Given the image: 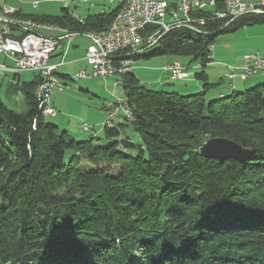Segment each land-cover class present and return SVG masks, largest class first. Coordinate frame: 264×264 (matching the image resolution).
<instances>
[{"label":"trees","instance_id":"trees-1","mask_svg":"<svg viewBox=\"0 0 264 264\" xmlns=\"http://www.w3.org/2000/svg\"><path fill=\"white\" fill-rule=\"evenodd\" d=\"M119 9L83 21L67 9L17 14L89 35ZM259 23L264 13L162 32L145 57H191L204 90L156 91L132 70L121 76L132 119L104 126L105 140L76 141L50 122L36 81L22 89L26 113L0 98V264H264V85L208 100L204 71L215 36ZM211 137L257 152L245 163L206 159Z\"/></svg>","mask_w":264,"mask_h":264},{"label":"built area","instance_id":"built-area-1","mask_svg":"<svg viewBox=\"0 0 264 264\" xmlns=\"http://www.w3.org/2000/svg\"><path fill=\"white\" fill-rule=\"evenodd\" d=\"M10 7L13 6H0V55H5L13 62L12 70L18 74L31 71L38 73L36 99L43 116L54 117L57 109L52 105V93L60 81L56 75L59 64L52 63L51 58L63 42L70 43L78 35L75 32L65 35L62 31H55L54 24L32 18H28L26 23H17L9 16ZM263 13L264 0H177L174 6L161 0H124L115 16L114 33L106 32L101 37L88 36L91 44L87 48L86 60L91 71L82 70L76 74L78 79L121 77L130 73L132 62L112 63V55L153 46L162 32L164 35L168 30L181 27L201 31L210 21L218 19L231 22L246 14ZM150 25L157 26L158 30L149 34L146 29ZM213 49L214 46L209 45L211 59L214 58ZM164 69L170 72L171 77L188 73L179 60L166 65ZM0 70L7 71L10 68L0 64ZM227 70L226 77L232 83L238 78L246 80L252 75L264 74V57L258 51L252 52L245 55L244 65H229ZM107 108L109 114L104 126H112L120 109L124 111L126 119H132V110L123 98L109 102ZM81 128L89 130L91 126L83 123Z\"/></svg>","mask_w":264,"mask_h":264},{"label":"rangeland","instance_id":"rangeland-1","mask_svg":"<svg viewBox=\"0 0 264 264\" xmlns=\"http://www.w3.org/2000/svg\"><path fill=\"white\" fill-rule=\"evenodd\" d=\"M36 2L37 5H35ZM4 4L8 6H14L10 7L9 14H15L14 12L17 11L15 10L16 8H23L24 11H27L26 13L39 16H61L63 14V9H67L69 13L76 17L80 12L83 11L82 8L85 7L92 9L91 12L93 15L99 14L102 11L101 8L103 7H105L106 12L110 11V2L106 0L97 3L96 8L90 7V2L88 3L84 0H0V5ZM76 42L80 46L78 50L81 51L86 49L88 44L90 43L89 39L85 37H78ZM213 45L215 47V61H223V63H226V65L236 66L239 64V61H235L231 58H220V55L223 54L224 50L225 52H227L226 48L232 50L230 51L232 58L237 57L239 55L238 52H240V50L243 48L247 49V51L245 50V55L258 51L264 57V23L246 26L234 33H220L215 36ZM150 52L151 49L149 48L146 50H142L139 53L140 57L132 60L133 74L139 80L140 85L146 86L156 91L176 92L175 86L178 83L180 84V82L171 80L170 84H164L165 79L171 78L170 72L166 71L164 67L167 64H171L175 59H178L183 63L191 62V57L165 54L154 55L150 58H146L145 55L149 54ZM78 55H82V52H79ZM0 64H5L7 68L13 66V62L10 59L6 58L5 55H0ZM191 64L196 65L197 62H191ZM222 67L223 66H221V64H217L216 66H214V68L216 69H220ZM75 68H79L78 72L84 70L85 68L88 70V72L91 71V67L88 66L84 61H82L81 64H79V62L77 64L73 63L72 67L70 68H60L59 73L63 75L69 73L72 74V77L67 81V83L62 84L64 87L62 91H58V87H56L55 89L53 88L55 94L54 97H57L59 99L63 107L59 108L60 112L57 118L47 117V119L55 124L58 123L57 119L61 117L63 122L60 124L61 130H74L77 134L79 133L78 135L73 134V132H71L70 134L73 138H75L76 141H84L79 138L81 135L80 132H82V134H87V136L91 134V138H94L97 132L98 137L102 140H105L104 124L109 114L107 108L108 104L106 106L107 116L106 118L101 120L103 121L102 124L97 126L95 129L91 128L87 130L91 131L90 133L84 131L81 128V125L83 123H87L93 126L94 122L92 120L102 119L99 117H103L104 114V111L102 109L104 101L107 103L109 101L114 102L118 98L126 99V90L124 88L123 78L116 76L114 78L98 77L75 79ZM186 68L188 71V67ZM207 69L209 73L210 66H208ZM201 71L202 68L200 72ZM210 72L213 73L215 71L210 70ZM21 74L24 78V80L22 81H20L19 77L15 76L14 73H9L8 70L7 72L4 70H0V98L10 109L18 113H26L28 107L25 99V94L22 90V86L23 83L27 81V79H32L37 74L32 71L22 72ZM252 76L251 79L255 78ZM14 81L17 82V85L13 83ZM117 81H120L119 85L115 84V82ZM167 82H169V80H167ZM57 85L60 86V84ZM237 91H245V89H238ZM6 93H8L9 96L6 97ZM57 114L58 111L56 115ZM117 118H115V120L112 122V126L117 124ZM73 126H75L76 129L73 128ZM106 127L111 126L106 125ZM126 135H128L134 143H140L139 135L130 127L127 128ZM81 167L84 170L93 169V167L87 162H84Z\"/></svg>","mask_w":264,"mask_h":264},{"label":"crops","instance_id":"crops-1","mask_svg":"<svg viewBox=\"0 0 264 264\" xmlns=\"http://www.w3.org/2000/svg\"><path fill=\"white\" fill-rule=\"evenodd\" d=\"M85 2H90V7L92 8H96V5L97 3L99 2H102L103 0H84ZM106 1H109L110 2V11L109 12H106L105 11V7L101 8V12L99 14H109L111 12H113L115 9L121 7L122 5V2L123 0H106ZM162 1H165L167 2L169 5L171 6H174L176 3H177V0H162ZM247 1H253V2H256V1H259V0H247ZM6 5V4H4ZM0 6H3V5H0ZM12 6V5H10ZM14 7V6H13ZM15 9V8H14ZM83 11L80 12L76 17L80 20H85L86 18L90 17V16H95L92 14L90 8H82ZM10 10V9H9ZM17 11H15L14 13L17 15V16H20L19 14H17L18 12L20 14H22L23 16H32V15H35V14H28L26 13L27 11H24L23 8H19V9H15ZM12 11V10H11ZM98 15V14H97ZM35 16H39V15H35ZM22 17V16H20ZM23 18H26V17H23ZM93 34V32H91ZM50 35H53V33H49ZM76 38L74 40H72L70 43H67V42H63L62 43V47L60 49H58L54 55L52 56L51 58V62L54 63V64H59V67L57 68V77L60 81V84H65L67 83V81L69 79H71L72 77V74H61L59 73V70L60 68H70L72 67L73 63L77 64L79 62V64L82 63V61L86 62L87 65L89 66L87 60H86V53H87V48L88 46L91 44V39L88 37L90 36V34H78L76 33ZM78 37H85L87 39H89V44L87 46L86 49H84V54H83V51L81 50H78L80 48L79 44L76 42L77 38ZM213 45V44H212ZM214 46V45H213ZM214 50H215V47L213 49V54H214V59L213 61L208 64L206 66V68L204 69L205 71V74L207 76V80H206V83L210 84V86L206 89L205 91V98H207L208 100H213V99H217V98H221L222 96H225V95H229L231 92L233 91H237L238 89H250V88H253L255 86H258V85H264V74H257V75H254L252 77H255L253 79H251V76L246 79V80H242V79H236L233 83L227 79L226 77V74L228 73V70H227V67L229 65H226V63H223V61H215L216 60V55L214 53ZM227 52H223V54L220 55V58L223 59V58H231V59H234L235 61H239V64L236 65V66H241L245 63V53L247 51V49L243 48L240 50L239 55L235 58H232L231 57V52L232 51L231 49L229 48H226ZM246 50V51H245ZM79 52H82V55H78ZM175 60H178V59H175ZM173 60V61H175ZM172 61V62H173ZM180 61V60H179ZM181 62V61H180ZM185 67H188V76L184 79H176V81L180 82V84H176V92L179 93V94H182V95H189V94H195V93H199V92H202L204 90V85H205V82L202 81L198 76H197V73L200 72L201 70V65L197 62L196 65H192L191 62H188V63H183L181 62ZM217 64H221V66H223L222 68L220 69H216L214 68V66H216ZM168 65V64H167ZM208 66H210V69H209V73H208ZM233 66V65H232ZM10 68V70H8V72L10 73H14L15 76H18L19 77V80L22 81L24 80L23 78V75L20 73V75L16 72H14L12 70L13 66L12 67H8ZM78 69L79 68H75L76 73H78ZM86 71H88L86 68L84 69ZM211 71H215L213 73L210 72ZM82 71V70H81ZM7 72V71H6ZM80 72V71H79ZM36 73V72H34ZM75 73V74H76ZM37 75H35L34 78L32 79H27V81H25L23 83V86H22V89L25 88L28 84H31L32 82H38L39 81V76H38V73H36ZM167 80H169V82H167ZM171 80H174V79H171ZM171 80L170 78H167L164 80V84H170L171 83ZM119 82V83H117ZM115 82V84L119 85L120 84V81H117ZM14 84L17 85V82H13ZM63 86V85H62ZM58 87V91H62L64 87H62V89L60 88V86L56 85L54 87V89ZM54 89H53V93H52V102H53V105L55 106V108L57 109L58 111V114L56 116H54V118H57L59 116V108L60 107H63V105L61 104V102L59 101V99L56 97H54ZM6 97L9 96L8 93H6L5 95ZM110 102V101H109ZM109 102H105L104 101V105H103V111H104V114H103V117H99V118H102L100 120H92L94 123H93V126H91V128L95 129L97 126H99L100 124H102L104 118H106L107 116V110H106V106ZM27 111H28V108H27ZM124 114V111L123 110H120V112L118 113V118L116 119L117 120V123L121 122L122 121V116ZM57 122L58 123H55L59 128H60V124L63 123L62 122V118H58L57 119ZM66 126V125H65ZM70 126V125H69ZM70 128V127H69ZM73 128L76 129L75 126H73ZM61 129V128H60ZM66 130L67 132H69L71 134V132H73V134H77L76 131H70V130H67V129H64ZM79 132V131H78ZM91 131H87V133H90ZM79 134V133H78ZM77 134V135H78ZM80 139L82 140H88L89 138H91V134L87 136V134H82V132H80ZM98 133L96 132V135Z\"/></svg>","mask_w":264,"mask_h":264},{"label":"water","instance_id":"water-1","mask_svg":"<svg viewBox=\"0 0 264 264\" xmlns=\"http://www.w3.org/2000/svg\"><path fill=\"white\" fill-rule=\"evenodd\" d=\"M256 152L257 150L254 148H246L236 141L224 137L208 138L199 149V154L206 159L219 161L235 160L240 163L247 162Z\"/></svg>","mask_w":264,"mask_h":264},{"label":"bare ground","instance_id":"bare-ground-1","mask_svg":"<svg viewBox=\"0 0 264 264\" xmlns=\"http://www.w3.org/2000/svg\"><path fill=\"white\" fill-rule=\"evenodd\" d=\"M9 16L11 18H14L17 21V23H26V21H28V17L27 18H23V17L15 15V14H9ZM114 24H115V18L113 19L112 23L110 24V26L108 27L107 30L102 31L100 33L90 34V37H101L106 32L107 33H114ZM54 30L55 31H62V33H65V35H73L67 28L60 27V26L55 25V24H54ZM194 31H196V30H194ZM149 47H151V46H149ZM149 47H147L146 49H148ZM146 49H143V50H146ZM140 51H142V50H136V51H131V52H121V53H119L117 55H112V63L132 62V60L129 58V56L137 54ZM56 71H57V68H56ZM131 71L132 70H130V72ZM187 76H188V73L187 74H183V75H179V76L171 77L170 80L171 79H174V80L183 79V78H186ZM74 78L78 79V74H76V76ZM46 117H50V116H46ZM84 131H87V130H84Z\"/></svg>","mask_w":264,"mask_h":264}]
</instances>
